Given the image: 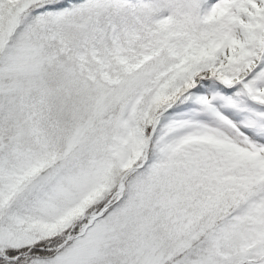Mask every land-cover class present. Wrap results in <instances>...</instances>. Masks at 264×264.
I'll use <instances>...</instances> for the list:
<instances>
[{
	"label": "snow or ice",
	"instance_id": "snow-or-ice-1",
	"mask_svg": "<svg viewBox=\"0 0 264 264\" xmlns=\"http://www.w3.org/2000/svg\"><path fill=\"white\" fill-rule=\"evenodd\" d=\"M0 264H264V0H0Z\"/></svg>",
	"mask_w": 264,
	"mask_h": 264
}]
</instances>
